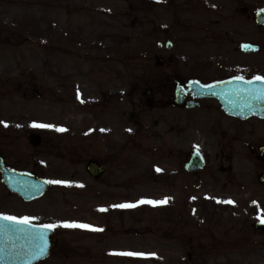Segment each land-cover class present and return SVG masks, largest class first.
I'll list each match as a JSON object with an SVG mask.
<instances>
[{
    "label": "rangeland",
    "instance_id": "rangeland-1",
    "mask_svg": "<svg viewBox=\"0 0 264 264\" xmlns=\"http://www.w3.org/2000/svg\"><path fill=\"white\" fill-rule=\"evenodd\" d=\"M129 8L117 0H0V155L17 171L68 182L50 184L44 197L28 204L7 196L0 185V211L58 225L51 254L39 264H229L231 253L223 250L230 232L242 229L244 218H264V211L241 215L247 209L246 191L251 186L256 190L254 183L246 164L234 168L246 193L236 186L223 189L225 175L216 174L213 181L203 175L195 183L182 174L189 151H201L197 146L204 138L211 143L209 135L190 128L191 116L183 147H173L171 157L165 147H150L155 142L151 134L159 130L148 118L160 120L170 110L150 113L144 107V93L152 86L145 76L151 69L146 71V56L139 53L147 47L151 30L144 22L131 28L130 21L139 23L140 18ZM103 11L129 16L125 30L92 33ZM131 112L139 121L137 128L127 120ZM34 123L53 127H32ZM30 133L41 136L40 146L29 145ZM236 150L243 155L240 147ZM91 160L105 167L100 180L85 171ZM184 194L190 197L184 199ZM206 195L214 200H202ZM216 196L237 200L223 206L235 214L231 223L229 216L227 221L220 216ZM119 204L136 206L113 207ZM254 204L256 208V200ZM63 222L103 231L65 228ZM123 252L155 257L119 255ZM232 260L236 263L235 255ZM259 261L264 263L262 252L251 262Z\"/></svg>",
    "mask_w": 264,
    "mask_h": 264
},
{
    "label": "flooded vegetation",
    "instance_id": "flooded-vegetation-1",
    "mask_svg": "<svg viewBox=\"0 0 264 264\" xmlns=\"http://www.w3.org/2000/svg\"><path fill=\"white\" fill-rule=\"evenodd\" d=\"M127 5L131 7L130 14L140 18L139 23L135 18L131 20L130 27L144 22L151 30L147 47L139 53L146 56V71L151 69L147 76L155 89L151 91L149 107L170 109L168 117H151L153 127H162L161 139L150 147H183L186 120L191 116L195 131L209 135L211 140L209 146L205 138L197 146L203 148L208 166L224 173L226 183L248 192L247 209L242 208L241 215L264 209V104L251 99L244 84L251 81L253 88L264 86L254 80L256 76L264 77V28L255 24L257 13L264 10V0H129ZM126 18L130 17H117L115 30H125ZM237 76L243 81H237ZM190 82H198L191 83L196 87L218 86L220 89L215 88L212 94L223 101L231 98L230 106L241 118L226 114L215 96L205 95L202 89L208 87L197 90L194 99L187 96L181 104H175L176 86L186 91ZM236 147L244 151L243 155ZM245 164L247 177L256 190L251 186L245 192L244 182L236 181L234 168ZM205 173L214 178V172H202ZM1 188L12 196L2 185ZM244 220L234 239L230 232L224 249L231 253L230 264L233 243L240 251L235 264H247L250 246L257 247L258 256L264 253V235L251 234L250 226L255 220Z\"/></svg>",
    "mask_w": 264,
    "mask_h": 264
},
{
    "label": "snow or ice",
    "instance_id": "snow-or-ice-1",
    "mask_svg": "<svg viewBox=\"0 0 264 264\" xmlns=\"http://www.w3.org/2000/svg\"><path fill=\"white\" fill-rule=\"evenodd\" d=\"M246 47V46H245ZM237 81H243V77H235ZM254 80L261 82L264 84V77L256 76ZM196 84L198 82H192ZM248 87L246 89L247 95L256 101H260L264 99V88H253L251 81H244ZM201 87H208L211 86H201ZM79 97V92L77 93ZM250 107V105H249ZM0 123H4L0 121ZM7 127V124H5ZM32 127L37 128H51L52 125L47 124H33ZM58 131H64V129H57ZM103 131V129H101ZM158 172L160 171L159 168L156 169ZM49 184H67L66 181L60 180H50L46 181ZM166 201H144L141 200L138 203H150L153 205L165 203ZM218 203H227V204H234L233 201H217ZM255 203V202H254ZM135 204H119L113 205L116 208H133ZM100 211H106L107 209L101 208ZM35 220L34 217L23 216L17 217L14 215H6L0 213V259H3V253L5 252L4 245L11 243L15 245L16 241L18 240H25L30 245V251L27 254V260L25 264H29L30 261L40 260L43 259L47 255L48 250V242H47V234L48 232L54 230L58 225L53 223H41V224H34L33 221ZM260 222L264 223V218H260ZM60 226L65 228H80V229H87L91 231H103V229L95 228L88 224H81L76 222H63ZM119 255L131 257V258H141V259H148L155 257L154 253L146 254L142 252H123L119 253Z\"/></svg>",
    "mask_w": 264,
    "mask_h": 264
},
{
    "label": "water",
    "instance_id": "water-1",
    "mask_svg": "<svg viewBox=\"0 0 264 264\" xmlns=\"http://www.w3.org/2000/svg\"><path fill=\"white\" fill-rule=\"evenodd\" d=\"M256 23L258 25L264 26V12H261L260 14L257 15ZM203 93H205V95L210 94L207 91H204ZM218 100L221 101L225 110L233 111L234 108L228 106V104L225 101L223 102L219 98ZM260 101H263L262 104H264V100H260ZM29 141L31 145L37 146L40 143V138L38 135L34 134L30 137ZM202 165L203 163L201 161V158H199L196 154H194L192 155L189 163L186 164L185 169L187 171H194L200 169ZM87 171L94 178L98 177L101 173V169L94 162H90L87 165ZM0 175H1V180L5 185V187L11 193L22 198L24 201H31L36 198H39L48 189V184L44 180L39 179L33 176L32 174L16 172L14 170L5 167L2 158H0ZM256 229L261 232H264V227L262 225L257 224ZM47 242H48L47 255L43 259L30 261L29 264H35L39 261H42L49 255L54 242L53 231L48 232ZM4 247L6 250L3 253L4 258L0 259V264H25V261L28 258L27 254L31 250L29 243L25 240H18L16 241L15 245L9 243L4 245Z\"/></svg>",
    "mask_w": 264,
    "mask_h": 264
}]
</instances>
